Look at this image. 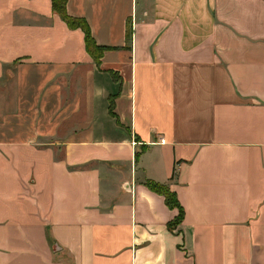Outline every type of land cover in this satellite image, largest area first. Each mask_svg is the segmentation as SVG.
<instances>
[{
    "label": "crops",
    "instance_id": "0c3cea01",
    "mask_svg": "<svg viewBox=\"0 0 264 264\" xmlns=\"http://www.w3.org/2000/svg\"><path fill=\"white\" fill-rule=\"evenodd\" d=\"M64 12L98 60L51 0H0V264H264V0Z\"/></svg>",
    "mask_w": 264,
    "mask_h": 264
},
{
    "label": "trees",
    "instance_id": "16d2710c",
    "mask_svg": "<svg viewBox=\"0 0 264 264\" xmlns=\"http://www.w3.org/2000/svg\"><path fill=\"white\" fill-rule=\"evenodd\" d=\"M51 6H52V10L63 20V22L66 24L68 28L71 29L77 28L81 30V32L83 33V43L86 53L94 61L98 60L101 57L103 50L101 48L96 47L95 44L93 43L85 22L80 19L70 18L65 14L64 0H51ZM129 39H130V32L129 29L127 28L125 32V42L128 43ZM145 187L151 192L161 196L163 198L164 204L168 208L177 210V216L171 224L170 223L168 224L169 227L181 220V216H182L181 208L179 207L174 194L171 191H169L167 186L155 184L152 182H145Z\"/></svg>",
    "mask_w": 264,
    "mask_h": 264
},
{
    "label": "rangeland",
    "instance_id": "374dc122",
    "mask_svg": "<svg viewBox=\"0 0 264 264\" xmlns=\"http://www.w3.org/2000/svg\"><path fill=\"white\" fill-rule=\"evenodd\" d=\"M168 188V187H167ZM170 191V190H169Z\"/></svg>",
    "mask_w": 264,
    "mask_h": 264
}]
</instances>
